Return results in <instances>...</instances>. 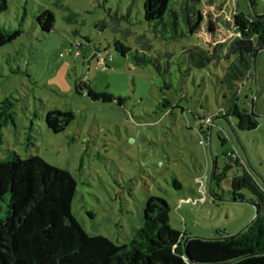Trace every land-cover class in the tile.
I'll use <instances>...</instances> for the list:
<instances>
[{
	"label": "rangeland",
	"instance_id": "1",
	"mask_svg": "<svg viewBox=\"0 0 264 264\" xmlns=\"http://www.w3.org/2000/svg\"><path fill=\"white\" fill-rule=\"evenodd\" d=\"M183 2L169 0V11L179 13ZM7 3L0 25L22 27L23 33L0 45V100L13 96L17 102L16 126L3 130L0 160L10 151L22 159L38 155L70 173L77 183L73 217L89 237L116 245L129 243L143 225L148 196L168 202L173 229L203 239H215L218 231L236 235L255 219L256 197L245 189L238 200L230 180L245 165L264 188V49L252 75L233 92L222 83L225 58L202 69L188 59L192 48L208 50L225 41L228 54L226 23L237 12L253 14L249 0L198 1L200 32L172 41L144 20V0ZM47 10L55 16L50 33L35 22ZM255 10L264 14V0ZM117 40L130 53L116 51ZM88 87L114 100L94 101ZM233 96L253 112L257 129L240 130L236 117H225ZM50 111L72 112L75 119L55 134L46 123ZM215 160L221 182L210 194Z\"/></svg>",
	"mask_w": 264,
	"mask_h": 264
},
{
	"label": "trees",
	"instance_id": "2",
	"mask_svg": "<svg viewBox=\"0 0 264 264\" xmlns=\"http://www.w3.org/2000/svg\"><path fill=\"white\" fill-rule=\"evenodd\" d=\"M198 1L184 0L178 13L169 11V0H144V20L153 24L163 39L195 35L202 24ZM249 1L255 6L258 2ZM7 9V0H0V15ZM35 22L42 32L50 33L55 27L54 13L43 11ZM207 25L211 33L216 31L212 21ZM226 25L232 38L228 54L223 55L225 41L208 50L192 48L188 59L202 69L213 62L218 65L225 58L228 65L222 83L233 92L252 75L256 50L264 49V18L237 12ZM100 26L105 28L106 24ZM22 33V27L6 29L0 25V45L13 43ZM115 49L123 56L131 51L118 40ZM135 59L138 64L144 62ZM88 91L94 101L114 100L108 93H96L89 87ZM229 102L224 111L226 118L236 117L240 130L257 129V119L238 106L235 96ZM16 103L13 96L0 100V151L4 128L16 126ZM74 119L72 112L50 111L46 115L47 127L55 134L65 131ZM216 169L213 185L221 182ZM174 185L182 188L177 180ZM230 186L238 200L242 201L239 193L246 189L261 205L260 215L240 235L229 237L218 231L215 239L189 240L185 250V238L191 235L171 227V207L164 198L148 196L143 225L135 230L129 243L116 245L105 237H89L73 217L71 206L77 183L70 173L38 155L22 159L10 151L0 160V264H264V189L245 165L242 174L230 180Z\"/></svg>",
	"mask_w": 264,
	"mask_h": 264
},
{
	"label": "water",
	"instance_id": "3",
	"mask_svg": "<svg viewBox=\"0 0 264 264\" xmlns=\"http://www.w3.org/2000/svg\"><path fill=\"white\" fill-rule=\"evenodd\" d=\"M250 2V5H251V8H252V10H253V15L256 17V18H258V19H261V18H264V14H257L256 13V10H255V5L253 4V3H251V1H249ZM261 50H263V49H257L256 50V52H255V55H254V67H256V63H257V58H258V56H259V53L261 52ZM252 117H254V114H253V112H252V114H250ZM215 169H216V160L214 161V163H213V168H212V172H211V180H210V194H212L211 192V189H212V185H213V176H214V173H215ZM264 189V188H263ZM254 205L256 206V208H257V213H256V217H255V219L244 229V230H242L241 232H239L238 234H236V235H232V236H229V237H235V236H238V235H240L241 233H243L256 219H257V217L260 215V211H261V205H260V203L259 202H255L254 203ZM194 238H200V237H196V236H193V235H191V236H188V237H186L185 238V241H184V248H185V250H186V244L188 243V241L189 240H191V239H194ZM203 239V238H202Z\"/></svg>",
	"mask_w": 264,
	"mask_h": 264
},
{
	"label": "built area",
	"instance_id": "4",
	"mask_svg": "<svg viewBox=\"0 0 264 264\" xmlns=\"http://www.w3.org/2000/svg\"><path fill=\"white\" fill-rule=\"evenodd\" d=\"M210 122H211V120L208 119V123H210ZM228 155L231 156L232 159H234V160H236V161L238 160V156H237L235 153H230V154H228ZM199 182H200V186L202 185V186L200 187V189L202 190V189H203L202 187H203V183H204V182H203L202 179H200ZM202 191H203V190H202ZM203 192H204V191H203ZM203 199H204V198H203Z\"/></svg>",
	"mask_w": 264,
	"mask_h": 264
}]
</instances>
